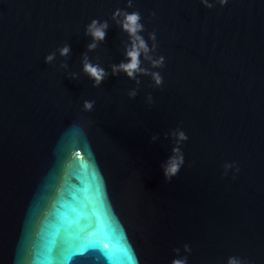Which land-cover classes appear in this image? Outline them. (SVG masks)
<instances>
[{"label":"water","instance_id":"1","mask_svg":"<svg viewBox=\"0 0 264 264\" xmlns=\"http://www.w3.org/2000/svg\"><path fill=\"white\" fill-rule=\"evenodd\" d=\"M177 260L264 264V0H0V264Z\"/></svg>","mask_w":264,"mask_h":264},{"label":"clouds","instance_id":"2","mask_svg":"<svg viewBox=\"0 0 264 264\" xmlns=\"http://www.w3.org/2000/svg\"><path fill=\"white\" fill-rule=\"evenodd\" d=\"M221 3H227V0H221ZM119 14V12H117ZM139 17L137 14H130L125 17L123 27L126 31H129L130 34L134 35L139 25L137 24ZM106 27V25H102L101 27H96V21H93L92 26L89 28L90 34L93 36L94 40H103L105 37V32L103 31V28ZM95 45H90V47H94ZM69 51L68 48H64L62 50V54H67ZM129 57L131 58L132 62L129 65H121L120 68L128 71L129 75H132V69L136 67L137 64V57L138 52L134 49L133 51L128 53ZM85 71L96 81L97 84H99L103 77L104 72L102 69H98L97 67L85 64ZM115 71V69H114ZM159 82V81H158ZM85 110H90L92 108V105L90 103H85ZM181 138L183 137V134H181ZM178 151L177 149H174V152ZM182 157H176V158H170L169 162L164 168V175L166 179H171V177L175 176L176 173L179 171L180 165L182 164ZM173 264H184L183 261H174ZM231 264V262H230Z\"/></svg>","mask_w":264,"mask_h":264}]
</instances>
